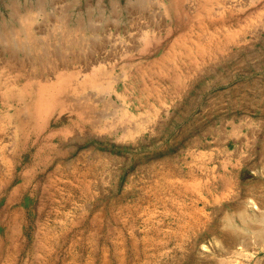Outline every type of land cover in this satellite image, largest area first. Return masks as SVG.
<instances>
[{
	"label": "rangeland",
	"instance_id": "rangeland-1",
	"mask_svg": "<svg viewBox=\"0 0 264 264\" xmlns=\"http://www.w3.org/2000/svg\"><path fill=\"white\" fill-rule=\"evenodd\" d=\"M0 32V264H264V0H0Z\"/></svg>",
	"mask_w": 264,
	"mask_h": 264
},
{
	"label": "bare ground",
	"instance_id": "bare-ground-1",
	"mask_svg": "<svg viewBox=\"0 0 264 264\" xmlns=\"http://www.w3.org/2000/svg\"><path fill=\"white\" fill-rule=\"evenodd\" d=\"M1 33V32H0ZM21 79V78H20ZM18 80V79H17ZM3 96V95H2ZM18 102V101H17ZM1 105V104H0ZM17 106V105H16ZM82 108V107H81ZM80 109V108H79Z\"/></svg>",
	"mask_w": 264,
	"mask_h": 264
}]
</instances>
